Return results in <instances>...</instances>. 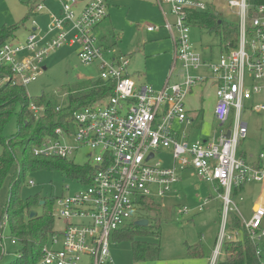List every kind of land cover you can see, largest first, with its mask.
<instances>
[{
	"label": "built area",
	"instance_id": "2783aa9c",
	"mask_svg": "<svg viewBox=\"0 0 264 264\" xmlns=\"http://www.w3.org/2000/svg\"><path fill=\"white\" fill-rule=\"evenodd\" d=\"M81 1L59 0L60 12L50 13L45 30L33 20L25 41L15 39L0 47V71L11 72L0 74V87L8 82L26 87L43 74L50 52L65 45L77 46L84 64L99 61L100 79L115 84L109 98L75 112L67 128H57L53 136L34 148L37 156L61 159L88 148L95 170L84 191L58 199L65 228L51 237L37 264H81L85 256L90 264H114L110 254L113 234L124 228L150 197L163 198L171 191L178 182V167H191L201 180L224 190L219 196L224 206L223 222L209 262L218 264L225 242L241 237L228 230V214L237 211L233 191L264 182V152L253 162L239 155V146L248 136V124L243 121L245 104L251 103L254 113H264V101L255 99L264 96V4L228 0L238 18V45L222 53L216 63L207 64L193 47L189 24V13L205 11L207 6L200 0H157L184 73L180 83H167L156 91L130 77L127 56L100 44L96 29L108 17L106 0H91L82 7ZM165 5L174 18L172 22L166 17ZM44 9L39 4L35 15ZM147 30L154 32L159 27L149 26ZM204 66L216 83L214 114L223 131L211 142L189 143L180 140L173 123H191L185 101L192 88L206 81L198 74ZM29 110L35 119L44 112L35 104ZM162 148L172 150V167L156 160ZM188 211L184 208L179 212ZM263 220L262 203L243 226L257 258L264 262L260 247L264 241Z\"/></svg>",
	"mask_w": 264,
	"mask_h": 264
},
{
	"label": "rangeland",
	"instance_id": "374dc122",
	"mask_svg": "<svg viewBox=\"0 0 264 264\" xmlns=\"http://www.w3.org/2000/svg\"><path fill=\"white\" fill-rule=\"evenodd\" d=\"M24 1L26 0H0V28L4 25H16L23 19L28 9L27 5L22 4ZM38 1L44 5L45 9L41 12V15L36 14L32 16L26 26L18 31L17 36L20 41L27 39L32 28L31 22L33 20L37 22L39 27L45 30L48 26L45 16L49 13L58 14L60 10L59 0ZM202 1L210 5H213L214 2V0ZM106 2L109 6L108 13L111 15V21L102 22V29L98 30V32L102 34L105 32L111 42L115 43L113 47L118 51L130 54V56L134 54L136 56L141 53L144 58L145 53H147L148 57L144 60L147 63L148 72L147 74L145 72L143 73L146 76L147 84L154 86L155 77L160 75L165 68V54L169 53L172 59L171 54L173 53V44L169 33L163 27L164 18L157 0H106ZM225 2L223 3L224 5L226 4ZM227 20L231 21L235 19L230 17ZM149 26H158L160 30L149 33L147 31ZM111 33L114 35H111ZM192 39L196 52L202 57L211 54L214 61L220 59L222 52L220 38L218 36L210 34L204 29L193 28ZM138 48H140V52H137ZM78 51L79 48L77 46L70 48V46L65 45L50 52L43 64L46 71L26 86L27 94L30 97L45 96L53 103L61 104L67 100L69 89H80L89 81L99 80V61L84 64L78 57ZM173 62L174 60L172 59L168 67V73L170 67L172 69ZM179 66L180 62H177V71ZM255 99L257 102H261L264 101V96H257ZM216 100L217 97L215 98L214 92H212L207 101L208 104H215ZM250 106L251 103H246L243 111V121L248 124V136L246 140L241 142L239 152L252 153L256 156L264 152V113H254L251 111ZM18 111L19 108L16 112ZM214 118V115L206 112L205 119L199 122L198 126L203 125L204 133L214 134L217 132V121ZM0 131H2L0 132V136L3 135V138L6 139L5 142L11 136H14L12 138H18V113H14L11 119L0 128ZM15 149L20 154L22 147L16 146ZM3 153L4 146L0 143V156ZM171 156V149L162 148L157 152L156 160H161L166 166H170ZM69 160L78 166H85L91 163V151L85 147L81 148ZM9 169L11 170L9 176L0 183V207H4L9 200L11 177L17 171V165L14 164ZM21 170L22 168L19 169V173L17 171V176ZM180 171L179 169L177 172L178 177L183 176V178L173 188L176 193H169L160 202V205L163 207L162 213L158 216V214L145 210V207H141L134 213L130 222L134 224L139 220L148 221V225L143 227L146 228L150 224L154 225L156 223V220L153 218L155 217L154 215L157 216L155 217L157 219L161 217L162 232L159 238L145 237L138 239L161 243L164 247V254L161 258L165 261L177 260V262L170 264H184L185 262L187 264H205L213 257L215 237L220 232V224L223 216L221 217L218 214V201L222 192L199 180L193 170H189L186 176L182 175L183 173H180ZM31 181L34 183L33 185H30ZM198 186L200 187L197 188ZM86 187L87 184L81 182V178L73 176L57 163L47 161L45 167L28 171L25 179L21 183L19 195L24 204L27 203L29 198L36 196L48 198L53 208L52 213L55 220L54 229L60 232L65 228V221L59 217L58 199L75 195L84 191ZM262 197H264V185L250 183L234 200L237 205L238 214L243 222H249L252 219L253 206ZM149 202L158 203L159 199L157 197H150L148 199ZM201 206H205V208L204 211L199 212ZM43 207L41 205H34L32 212H36L37 215L42 216L45 212ZM183 208L190 209V213L180 214L179 209L181 210ZM0 236L1 244L5 251V259L1 264L13 263L17 258V247L12 243L11 228L8 220H5V226ZM196 239L197 241H201L204 249L205 258L200 263L192 259L184 260L186 258L184 243L186 241L188 243L196 242ZM110 254L114 264H142L135 262L132 244L128 240L117 243L112 242L110 245ZM223 259L224 253L220 256V261ZM15 264H24V262L18 261Z\"/></svg>",
	"mask_w": 264,
	"mask_h": 264
},
{
	"label": "trees",
	"instance_id": "16d2710c",
	"mask_svg": "<svg viewBox=\"0 0 264 264\" xmlns=\"http://www.w3.org/2000/svg\"><path fill=\"white\" fill-rule=\"evenodd\" d=\"M43 2L45 0H42ZM253 5L264 4V0H248ZM38 0L26 2L28 13L13 26L0 28V47L15 39L17 32L26 26L27 22L35 15V9L39 5ZM189 24L191 28H200L220 38L222 53L236 48L238 45L239 24L237 20H225L214 8L208 6L205 11H192L189 13ZM44 71H46L44 69ZM0 74H11L9 70L0 71ZM115 84L111 81L101 79L90 81L80 89H69L67 100L64 103H53L45 96L30 97L26 87L8 82L0 87V128L11 119L14 113H18L19 137L12 138L7 142L0 136V143L4 146V153L0 156V183L10 174L14 164L17 171L22 168L17 176V171L11 177L9 200L4 207H0V234L5 226V216L11 228V239L17 247V258L13 263L23 261L24 264H37L42 259L43 250L49 243L50 238L56 234L54 229V215L52 204L48 198L36 196L29 198L27 203L21 200L19 190L29 170H37L46 166L47 161H52L62 166L73 176L81 178V182L89 184L95 170L88 163L78 166L69 159H61L55 156H37L34 148L40 145L46 138L53 136L57 128H67L75 112L93 105L98 101L109 98L114 90ZM31 104L44 108L43 115L35 119L29 110ZM19 108V111L16 110ZM2 132V131H0ZM11 139V140H10ZM16 146L22 147L17 153ZM243 157V156H242ZM11 166V167H10ZM17 179V180H16ZM15 181V182H14ZM41 202H45L41 205ZM34 205L44 206V214L31 218ZM145 210L150 213L161 211V206L154 202L144 203ZM156 217V216H155ZM154 225L150 224L143 228L136 223L127 228H121L116 232L115 241L128 240L132 244L133 258L135 262H148L158 260L161 254L160 243L147 242L138 238L161 236L162 220L157 219ZM152 219V218H151ZM150 219V220H151ZM228 229L230 231H242V236L236 241H227L223 247L224 259L218 264H264L255 254V247L248 237L241 220L234 212L229 213ZM187 256L192 260H203L204 250L202 243L187 245ZM5 259V251L1 244L0 236V264Z\"/></svg>",
	"mask_w": 264,
	"mask_h": 264
},
{
	"label": "crops",
	"instance_id": "0c3cea01",
	"mask_svg": "<svg viewBox=\"0 0 264 264\" xmlns=\"http://www.w3.org/2000/svg\"><path fill=\"white\" fill-rule=\"evenodd\" d=\"M28 1H30V0H26L22 4L23 5H26V2H28ZM88 1L89 0H82L81 1L82 2L81 3V7L84 6V5H86ZM200 1L203 2L202 0H200ZM225 1H227V2H225ZM225 1L224 0H214L213 5L206 4L205 2H203V3L207 7L210 6V7L214 8L215 11L218 12L219 14H221V16L225 20H227L230 17H232V18H234L235 20L238 21L237 16L234 14V10H232L229 7V5H228V0H225ZM224 2L226 3L225 4L226 6L223 4ZM165 6L166 7L164 8V11L166 12V17L168 18L169 21L172 22L174 18L172 16H170L169 7L167 5H165ZM59 12H60V10H59ZM59 12H58V14H59ZM27 13H28V9H27ZM161 13H162V16L164 18V26L163 27L167 31V33H169L168 30L165 28V17H164V14H163L162 11H161ZM39 15H41V14H39ZM49 17H50V13L47 16H45V19L47 18V22H46L47 24H48V21H49ZM109 20L111 21V15L108 13V17L103 22H105V21L107 22ZM102 24L99 25V27L96 29V35H97V37L99 39L100 44L103 45L106 48H111V49L115 50L116 51V54H122V55L127 56L130 59V64H129V67H128V73H129L130 77L138 85H148L147 84V80H146V76L143 73V72H145L147 74V72H148L147 71V63L144 60V59H146L148 57L147 53H145V58H144L143 54H141V53L139 55H136V56H135V54L130 56V54H126V53H123L121 51L116 50L115 47H113L115 43H112L111 42V40L109 39V36L107 34H105V32L103 34L101 32L100 33L98 32V30L102 29V26H103ZM159 30H160V27H159ZM159 30H157V31H159ZM192 30H193V28L191 29V41H192V44H193ZM154 32H156V31H154ZM154 32H149V33H154ZM17 34H18V32H17ZM17 34H16L15 39L18 40V41H20V39L18 38ZM111 35H114V34L111 33ZM118 38L120 39L119 36H118ZM15 39H13V40H15ZM146 44H148V43H146ZM172 44H173V53L171 54V56H172V59L174 60L173 65H172V69L170 67V71L168 73V67L170 66V63H171V60L172 59L169 56V53H166L165 56H164L165 59H166L165 68H164L163 72L160 75H158V76L155 77V79H154V86H151L156 91L162 90L167 83L168 84H177V83H180L182 81V79H183V73H184V71H183L182 63L175 58V47H174L173 41H172ZM193 47H194V44H193ZM70 48H72V47H70ZM194 49H195V47H194ZM140 51H141L140 48H138L137 49V52H140ZM202 58L205 61V63H207V64L216 63L217 62V61H214V59H213V57H212L211 54L208 55V56L202 57ZM177 62H180V66H179L178 71H177ZM198 74L201 75V76H203V77H205L206 78V81L203 82L202 84H200V85L192 88L190 90V93L186 97V101H185V106H186V109H187V116L190 119L191 123L190 124H188V123H180L178 121H174V123H173V129L178 133V135L180 137V140H187L189 143H194V142L199 141V140H201L203 142H211L214 139H218L219 136H220V134H221V132L223 131L222 127L218 123H217V126H218L217 127V132L214 133V134L213 133H209V134L204 133L203 125H199L198 126L199 122L201 120H204L205 119L206 112L207 113L210 112L215 117L214 110H215V106H216V103L215 104H208V101H207L208 98H209V95H211L212 92H214V95H215V98H216V83L212 79V74H211V71L209 70L208 66L202 67V69L198 72ZM216 102H217V100H216ZM214 120H215V118H214ZM239 155L240 156H243L249 162L255 161V159L258 156V155L254 156L252 153H247V152H241V153L239 152ZM163 165L165 167H172L174 165L172 156H171V165L170 166H166L164 162H163ZM179 169L180 168H177L176 169V173L178 172ZM180 170H181L180 173L182 172L183 173L182 175H185L186 176L188 174L189 170H193V169L191 167H188V168H186L184 170H182V169H180ZM195 175H196V173H195ZM177 177H178V174H177ZM182 178H183V176H179L178 177V182L175 183L172 186L171 191L168 192L165 195V197L169 193H172V192L176 193L175 190H173V188H174L175 185H177L180 182V180H182ZM198 179L201 180L199 177H198ZM201 181H203V180H201ZM203 182H205V181H203ZM205 183H207V182H205ZM207 184H209L212 187L217 188V190L220 191V192H222V193L224 192L223 188H219V186L217 184H210V183H207ZM257 184L264 185V182L263 183H257ZM246 186H244V187H242L240 189H236V190L233 191V194H232L233 200H235L242 193V191H244V189H245ZM199 187L200 186H198L197 188H199ZM165 197L158 198L159 199V202L157 204L160 205L161 200H163ZM262 203L264 204V197H262L259 200V202H257V203L254 204V206H253V213H254L256 207L259 204H262ZM160 206H161V211H159V212L156 213V214H158V216L162 213V210H163L162 205H160ZM236 207H237V205H236ZM204 208H205V206H204ZM204 208H203L202 211H204ZM188 210H189L188 213H190V209H188ZM179 211H180V209H179ZM199 212H201V211H199ZM233 212L236 213L238 215V217L240 218V216L238 214V210L237 211H233ZM188 213H186V214H188ZM0 214H1V211H0ZM218 214H219V216H221V217L223 216L224 217V206H223V201L221 200V198H219V201H218ZM154 216H156V215H154ZM228 216H229V214H228ZM159 218L162 220L161 217H159ZM240 220H241V218H240ZM137 222H136V224H137ZM222 222H223V218H222ZM222 222H221V224H222ZM241 223H242V226H243V221L242 220H241ZM131 224H133V223L129 222L124 228L129 227ZM221 224H220V228H221ZM227 224H228V217H227ZM234 231L238 232L240 234V236H242V231H238V230H234ZM161 232H162V227H161ZM115 235H116V233H114L113 236H112V242L113 243H117V241H115ZM217 237H218V235H217ZM217 237H215V244H216ZM195 241L196 242L193 241L191 243H188V241H186L184 243V248H185V251H186V258H184V260L185 259H189V258H187L188 257L187 256V245H194V244H196L198 242L201 243L200 240L197 241V239H196ZM49 243H50V240H49ZM160 246H161V254H160V258L158 260H153V261H148V262H137V263H142V264H170V263H173V262H177V260H167V261H165L163 258H161V256H163V254H164V247L162 246L161 243H160ZM263 246H264V241L260 244V247H261V249H262V251L264 253ZM204 258H205V255H204ZM203 260H193V261H195V262L197 261L198 263H200ZM83 262H84V264H90L91 260H90L89 257H86L85 256L82 259L81 264ZM209 262L207 261L205 264H209ZM184 264H187V263L185 262Z\"/></svg>",
	"mask_w": 264,
	"mask_h": 264
},
{
	"label": "water",
	"instance_id": "95a60500",
	"mask_svg": "<svg viewBox=\"0 0 264 264\" xmlns=\"http://www.w3.org/2000/svg\"><path fill=\"white\" fill-rule=\"evenodd\" d=\"M46 70V68H45ZM230 134H228L227 136L229 137ZM153 155L150 156V158H152ZM45 202H41V205H44ZM37 216L36 212H31V219H34ZM137 225L141 226V227H145L148 225V221H144V220H140L137 222Z\"/></svg>",
	"mask_w": 264,
	"mask_h": 264
}]
</instances>
